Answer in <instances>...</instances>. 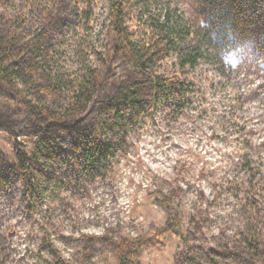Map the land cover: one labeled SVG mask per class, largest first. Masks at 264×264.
<instances>
[{"label":"trees","instance_id":"16d2710c","mask_svg":"<svg viewBox=\"0 0 264 264\" xmlns=\"http://www.w3.org/2000/svg\"><path fill=\"white\" fill-rule=\"evenodd\" d=\"M95 1L0 0V131L36 140L32 155L16 143L15 161L1 159V194L18 182L41 202L59 196L64 178L75 187L107 179L131 132L161 111H188L195 88L186 71L209 50H222L231 36L253 41L264 56V0H184L189 22L170 10L153 14L158 0H107L99 29ZM170 60L178 75L162 71ZM242 159V230L221 250L208 249L210 264H264V210L254 194L253 161ZM167 209L164 227L113 244L119 264L163 245L176 221Z\"/></svg>","mask_w":264,"mask_h":264},{"label":"rangeland","instance_id":"374dc122","mask_svg":"<svg viewBox=\"0 0 264 264\" xmlns=\"http://www.w3.org/2000/svg\"><path fill=\"white\" fill-rule=\"evenodd\" d=\"M185 1L158 0L150 10L189 22ZM106 8L107 0L95 1L96 29ZM230 37L187 69L195 88L188 111H161L131 132L107 179L75 187L64 178L59 196L41 202L18 182L0 193V264H119L113 244L164 227L168 206L174 227L134 264H210L207 252L242 230L243 157L253 161L254 194L264 210V56L253 41ZM175 65L167 61L162 71L178 75ZM35 142L0 131V161H15L16 143L32 155Z\"/></svg>","mask_w":264,"mask_h":264}]
</instances>
